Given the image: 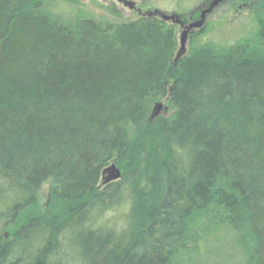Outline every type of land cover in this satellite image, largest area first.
Wrapping results in <instances>:
<instances>
[{"label": "trees", "instance_id": "16d2710c", "mask_svg": "<svg viewBox=\"0 0 264 264\" xmlns=\"http://www.w3.org/2000/svg\"><path fill=\"white\" fill-rule=\"evenodd\" d=\"M106 11L0 0V264H175L231 226L264 264V21L176 65L175 25Z\"/></svg>", "mask_w": 264, "mask_h": 264}, {"label": "rangeland", "instance_id": "374dc122", "mask_svg": "<svg viewBox=\"0 0 264 264\" xmlns=\"http://www.w3.org/2000/svg\"><path fill=\"white\" fill-rule=\"evenodd\" d=\"M136 5L135 10L125 7L116 0H81L86 10L98 17H106L110 22L118 21L114 16L108 15L106 11L114 6L120 19L133 21L139 16L148 15L159 11L167 16H177L182 22L188 25L201 20V12L209 7L214 0H127ZM99 7H95V5ZM250 3V4H249ZM71 12L72 9H69ZM256 19L264 21V0H229L220 4L215 12L207 18V25L204 26L205 37L203 40L212 39L224 44L232 43L239 35L244 37L245 31L252 30ZM119 19V20H120ZM172 25V22H168ZM177 27L178 50H180V35L183 31ZM256 27V24H255ZM190 38L187 44L188 54ZM184 55V56H185ZM179 62V61H178ZM162 109L159 114H167L168 105L162 101ZM49 187L43 186L42 193L47 195ZM203 219L193 222L192 227L199 230ZM3 223L0 222V232ZM191 232L185 241L184 253L181 251L175 264H237L243 257V247L237 239V231L234 227H212L201 236L192 237Z\"/></svg>", "mask_w": 264, "mask_h": 264}, {"label": "water", "instance_id": "95a60500", "mask_svg": "<svg viewBox=\"0 0 264 264\" xmlns=\"http://www.w3.org/2000/svg\"><path fill=\"white\" fill-rule=\"evenodd\" d=\"M116 1L124 5L125 7H128L131 10L136 9V5L133 2H129L127 0H116ZM225 1L227 0H214L207 9L201 12V20L194 22L188 26H184L183 22L175 15L167 16V15H164L163 13H160L159 11L148 14L149 17H153V16L159 17L160 20L163 22H172L173 24L181 25L183 27V31L180 35V50L177 54V58L175 61L176 65L187 51V44H188L189 37L195 32L202 31L205 26L204 24H205L206 17L210 15L220 4H222ZM162 107H163L162 104H158L155 107V116L159 114ZM121 177H122L121 171L114 164L110 165L108 168H106L103 171L104 184L116 182L120 180Z\"/></svg>", "mask_w": 264, "mask_h": 264}, {"label": "flooded vegetation", "instance_id": "af4514ba", "mask_svg": "<svg viewBox=\"0 0 264 264\" xmlns=\"http://www.w3.org/2000/svg\"><path fill=\"white\" fill-rule=\"evenodd\" d=\"M229 0H227V2H228ZM225 3V2H224ZM223 4V3H222ZM250 4V3H249ZM215 12V10L210 14V15H208L207 17H206V20H205V24L204 25H207V18L208 17H210L213 13ZM201 16V15H200ZM173 25V24H172ZM183 25L184 26H187V24L185 23V22H183ZM181 28H183L181 25H179Z\"/></svg>", "mask_w": 264, "mask_h": 264}]
</instances>
